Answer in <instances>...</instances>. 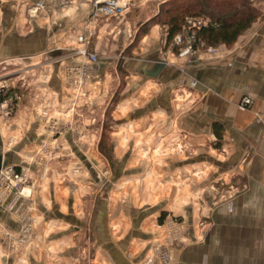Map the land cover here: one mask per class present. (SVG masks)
I'll return each instance as SVG.
<instances>
[{
    "label": "clouds",
    "instance_id": "9594fccd",
    "mask_svg": "<svg viewBox=\"0 0 264 264\" xmlns=\"http://www.w3.org/2000/svg\"><path fill=\"white\" fill-rule=\"evenodd\" d=\"M0 96V264H264V0H0Z\"/></svg>",
    "mask_w": 264,
    "mask_h": 264
},
{
    "label": "rangeland",
    "instance_id": "374dc122",
    "mask_svg": "<svg viewBox=\"0 0 264 264\" xmlns=\"http://www.w3.org/2000/svg\"><path fill=\"white\" fill-rule=\"evenodd\" d=\"M106 116L109 115V113H106L105 114ZM108 126L109 124L108 123H105V130L104 132H102V135H101V139L100 141L102 142V146H104V148H106L107 150H103L100 148L99 151L102 153V157H104L105 159H109V164L112 166L113 168V174L115 173V166L112 164V162L110 161V158H111V155H112V148L110 146V137H109V131L108 130ZM107 151V152H106ZM109 152V154H108ZM108 161V160H107Z\"/></svg>",
    "mask_w": 264,
    "mask_h": 264
},
{
    "label": "crops",
    "instance_id": "0c3cea01",
    "mask_svg": "<svg viewBox=\"0 0 264 264\" xmlns=\"http://www.w3.org/2000/svg\"><path fill=\"white\" fill-rule=\"evenodd\" d=\"M0 100H2V99H0ZM118 100H119V92H117L116 93V96H114L113 97V102L114 103H116V102H118ZM117 123H121L120 121H117ZM105 124H104V128H103V131L102 132H104V130H105ZM107 131H109L110 132V126H108V130ZM101 135H102V133H101ZM101 141H100V143H99V145H98V151H99V149H100V145H101ZM110 146H111V148H112V150L114 151V145L110 142ZM112 151V152H113ZM99 154H100V156H102V153L99 151ZM129 156H130V154H129ZM112 157H113V153H112V155H111V158H110V161L112 162V164L115 166V168H116V165L113 163V159H112ZM81 158L82 159H86V157H83L82 155H81ZM127 156H126V160H127ZM106 160H108V162H109V159H106ZM90 167V166H89ZM90 171H94L93 169H91V167H90ZM121 174L122 175H126V173H124L123 172V170L121 169ZM114 176H115V173H114ZM70 204H71V201H70ZM62 218V217H61ZM77 230H79V229H77ZM91 234L90 233H88V234H86L85 235V239H88V237L90 236ZM95 249L93 250V253L95 254ZM107 250L105 249V252H106Z\"/></svg>",
    "mask_w": 264,
    "mask_h": 264
},
{
    "label": "trees",
    "instance_id": "16d2710c",
    "mask_svg": "<svg viewBox=\"0 0 264 264\" xmlns=\"http://www.w3.org/2000/svg\"><path fill=\"white\" fill-rule=\"evenodd\" d=\"M173 23H178V21L174 20ZM239 23V21H237L236 23H234L233 25H231L232 28H235L237 26V24ZM15 91V90H14ZM9 95H11V93H9ZM3 96H0V99H3ZM100 148L103 150H107L106 148H104V146H102V143L100 145ZM107 152V151H106ZM109 154V152H108Z\"/></svg>",
    "mask_w": 264,
    "mask_h": 264
},
{
    "label": "built area",
    "instance_id": "2783aa9c",
    "mask_svg": "<svg viewBox=\"0 0 264 264\" xmlns=\"http://www.w3.org/2000/svg\"><path fill=\"white\" fill-rule=\"evenodd\" d=\"M15 171L17 172V174H19V172H20V169H19V168H17V169H15Z\"/></svg>",
    "mask_w": 264,
    "mask_h": 264
}]
</instances>
